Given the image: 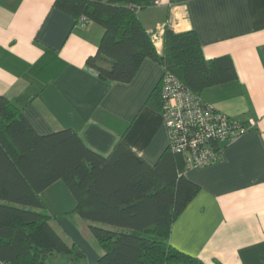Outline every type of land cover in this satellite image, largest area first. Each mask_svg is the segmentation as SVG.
I'll list each match as a JSON object with an SVG mask.
<instances>
[{"label": "crops", "instance_id": "1", "mask_svg": "<svg viewBox=\"0 0 264 264\" xmlns=\"http://www.w3.org/2000/svg\"><path fill=\"white\" fill-rule=\"evenodd\" d=\"M54 1L0 0V93L39 133L72 127L102 154L122 139L155 164L169 132L162 110L145 103L163 65L146 57L130 81L102 78L87 59L97 53L103 27L78 22ZM149 1L138 16L150 33L163 26L157 51L169 25L194 29L207 57L231 56L238 79L208 87L202 97L247 126L221 143L218 161L187 167L198 189L175 217L170 243L206 264H264V0ZM41 197L59 234L84 252L67 264H94L102 249L91 221L71 211L76 198L67 184L58 179Z\"/></svg>", "mask_w": 264, "mask_h": 264}, {"label": "trees", "instance_id": "2", "mask_svg": "<svg viewBox=\"0 0 264 264\" xmlns=\"http://www.w3.org/2000/svg\"><path fill=\"white\" fill-rule=\"evenodd\" d=\"M149 2L55 0L54 5L78 22L84 15L103 27L97 53L87 59L102 78L130 81L151 57L200 95L238 79L231 56L207 57L194 29L167 25L157 51L138 16ZM145 104L163 110L161 83ZM186 170L184 155L169 146L150 164L122 139L102 154L72 127L39 133L21 106L0 93V257L13 264H47L58 255L55 263L67 264L68 256H84L53 226L41 197L62 179L76 198L71 211L91 221L102 249L94 264H206L169 240L175 217L198 189Z\"/></svg>", "mask_w": 264, "mask_h": 264}, {"label": "built area", "instance_id": "3", "mask_svg": "<svg viewBox=\"0 0 264 264\" xmlns=\"http://www.w3.org/2000/svg\"><path fill=\"white\" fill-rule=\"evenodd\" d=\"M89 19L82 15L80 22ZM163 26L151 32L156 44ZM162 115L169 132V147L184 155L187 167H202L218 161L223 142H229L247 130L241 121L215 108L202 95L183 84L174 74L163 73ZM0 264H13L0 257Z\"/></svg>", "mask_w": 264, "mask_h": 264}, {"label": "rangeland", "instance_id": "4", "mask_svg": "<svg viewBox=\"0 0 264 264\" xmlns=\"http://www.w3.org/2000/svg\"><path fill=\"white\" fill-rule=\"evenodd\" d=\"M47 264H55L52 260H49Z\"/></svg>", "mask_w": 264, "mask_h": 264}]
</instances>
